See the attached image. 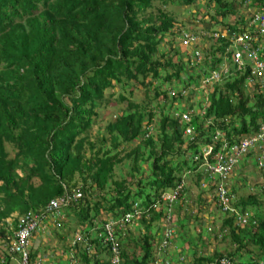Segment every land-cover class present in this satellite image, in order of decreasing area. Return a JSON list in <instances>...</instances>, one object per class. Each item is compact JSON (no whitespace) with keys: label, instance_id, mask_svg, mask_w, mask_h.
Wrapping results in <instances>:
<instances>
[{"label":"trees","instance_id":"trees-1","mask_svg":"<svg viewBox=\"0 0 264 264\" xmlns=\"http://www.w3.org/2000/svg\"><path fill=\"white\" fill-rule=\"evenodd\" d=\"M257 12L264 13V0H0V246L20 216L45 214L49 199L67 196L58 212L65 208L72 226L59 215L49 230L61 239L78 228L86 237L73 243L75 264H110L100 246L102 226L134 211L132 230L113 229L117 264H211L220 258L255 264L264 258V182L253 183L246 195L226 183L233 209L214 203L217 226L192 229L198 218L190 212H202L205 200L197 198L194 209L187 205L191 175L198 194L215 200L214 185L197 167L202 158H193L198 145L211 146L212 162L220 137L235 143L264 121V82L249 59L237 65L230 50L238 34H246L252 48L264 46V34L251 25ZM187 36L197 42L182 45ZM213 73L218 79L204 94L207 103L196 104L198 114L191 85ZM114 87L115 104L124 105L91 138L99 108L114 94L105 91ZM178 97L187 106L180 109ZM183 112L189 113L190 135L183 134ZM241 161L264 177V161L257 167L253 153ZM236 215L245 216L244 225L235 223ZM173 238L179 247L171 256L166 247ZM217 240L229 248L199 250ZM70 248L62 245L64 253Z\"/></svg>","mask_w":264,"mask_h":264},{"label":"built area","instance_id":"built-area-1","mask_svg":"<svg viewBox=\"0 0 264 264\" xmlns=\"http://www.w3.org/2000/svg\"><path fill=\"white\" fill-rule=\"evenodd\" d=\"M251 25L253 28L260 34H264V13L257 12L252 16ZM213 36L217 37L216 33H213ZM245 35H235L232 40V46L230 50L232 51V59L237 65L242 63L241 59H249L251 61V71L257 75L261 81L264 82V49L262 50L260 46L256 45L252 48V45H248L245 40ZM247 40H254V37L248 34ZM194 41L193 36H187L182 40L184 44L192 43ZM262 50L258 54V52ZM258 52H257V51ZM260 55V56H259ZM212 77V76H211ZM213 78V77H212ZM180 121L184 124H187L190 121L189 113L183 112L180 115ZM192 133V128L189 125H186L183 128V134L190 135ZM219 137V133H215V137ZM222 143L219 147V150L214 153V160L210 162L208 160V155L211 152L210 145L199 144V152L194 155V159L198 156L202 158V163L199 165L203 166V172L207 173L210 184L214 185V197L215 200L212 201L224 210L227 207H230V198L226 194V183L227 179L230 177L232 171L235 169V165L238 163L240 158H242L246 153H253L255 160L257 162V167H260L264 161V123L259 125V128L256 132H253L251 135L241 136L237 142L228 144L223 137H220ZM201 170V168H200ZM77 194V192L75 193ZM68 200L67 196H62L59 198H52L46 204L45 214L50 217H55L58 215L59 205L66 204ZM214 204V205H215ZM43 215V214H42ZM42 215L40 214H30L25 213L23 216L18 218L15 229L13 231V240L10 242V251H16L22 253V260L20 264H39L36 262H28L25 254V246L27 244L28 237L41 225ZM137 215V211L134 213H125L119 220L109 218L102 226L103 236L101 237V243L107 244L110 246V251L112 253L111 263L117 264L119 260L117 242L115 240L113 229L114 225H119L120 227L131 220V218ZM246 222L245 216L236 215L235 223L239 226L244 225ZM78 239V237H77ZM164 244V241L162 242ZM151 264H157V262H152ZM211 264H232L226 258H220L213 261ZM255 264H264V258L256 262Z\"/></svg>","mask_w":264,"mask_h":264},{"label":"rangeland","instance_id":"rangeland-1","mask_svg":"<svg viewBox=\"0 0 264 264\" xmlns=\"http://www.w3.org/2000/svg\"><path fill=\"white\" fill-rule=\"evenodd\" d=\"M242 13L244 15L250 14L251 13V9H242ZM178 17H179V19H181L185 23L189 22V20H187L188 19L187 16H184V15L181 14V15H178ZM228 20L232 21V17H229ZM197 24H198L197 22H194V25H197ZM203 26L206 27L205 24H203ZM195 40L192 43L197 42V40L196 41ZM177 41H178V39H177ZM180 43L182 45H186V44H183L181 41H180ZM204 43L205 42H203V43L199 42L198 45L202 46ZM181 49H182V47H181ZM186 49L188 50L189 48H186ZM212 77L214 78V80L218 79L216 73H213ZM212 77L203 79V81H201L198 84V86L191 85L192 88L195 87L194 88L195 89V93L194 92L190 93L191 97H189L191 99V103L193 104L191 108H193L194 112H197V113L199 112V114L202 113L201 109L199 110L197 108L196 104L198 102L199 103L201 102V105L203 106V105H205V103H207L204 94L209 90L208 87L210 85V82L213 80ZM116 91H117L116 87H114L113 89H107L105 91V94H104L105 96H107L109 92L110 93H114V94L107 98L109 102L107 103V105L105 107L99 108L97 116L94 118L93 124L90 127V132L92 133L91 138L93 136L95 137L96 135L101 134L102 133L101 131H103L102 127L106 124V122L109 119H112L114 117V115L116 113H118L120 111V108L124 105V102H121L119 104H115L114 99L116 97ZM133 93H134V97L135 98H139L140 97L139 91L134 90ZM179 101H180V103L178 104V106H180V109L184 108L188 104V100L185 99V98H183V99L179 98ZM202 101H203V103H202ZM122 146L129 147V146H131V143L124 144V145L123 144H119L118 148H120ZM10 152L12 153V150L9 149V153ZM86 153H88V150H86ZM242 162H241L240 165L237 164L235 169L232 171L230 177L227 179V183L237 184V187H239L238 188V192H237L238 195H240V194L241 195H246L249 192L250 187L252 186L253 183L258 184V183L264 182V177H262L258 173V171H257L258 169L255 166L253 168V167L250 166V163H248V162H243L242 163ZM245 163H246V165H245ZM124 175H125V173H123V176ZM193 180H194V177H193V175H191L189 180L187 181V185H188V189H189V191H188L189 197L187 198L188 199L187 200V205L191 206L193 209L195 207H197V205H196V199L197 198L199 200H205L204 201L205 204H208V205L207 206L205 204L201 205L202 212H198L197 211V213H196L195 211L191 210V212H190L191 215H196V217L198 218L195 221V224H193L192 229L196 230V229L200 228L201 225L208 227V226H210V224H213V225L217 226L219 221L215 218L216 217V213H215V209L213 208L214 204L212 203V201L207 196H205V195L201 196V194H198L199 191L194 186V181ZM208 210H212V213L207 212ZM62 212H63V217H64L63 222L69 223L70 226H72V217H68L65 214V212H66L65 208L62 210ZM7 219H9V218H7ZM188 222H191V220L188 221ZM95 224H96V226L100 225V223L98 221L95 222ZM128 227L132 230L133 229V224H130ZM51 232H52L51 230H48L47 232L42 234L43 235L42 236V240H46V241H44L46 243L45 244L42 243V246L40 247V249H42L43 246L46 245V247H44L42 253L45 252V253L48 254L50 252V250H51L52 254L48 257L50 259L51 263H54V261L59 260V264H67L66 260L62 258L61 254L60 253H55V250H59L60 247L67 242L68 238L73 233H75V232H79L80 233V231H78V228L76 230H73V231L70 230V231L67 232L66 235L62 236L61 239H58L56 236H51L50 235ZM38 233H40V232H38ZM94 233L96 234L95 230H94ZM94 233L92 232L91 235H93ZM132 233H136V230H133ZM80 234H82V233H80ZM45 235H46V237L44 238ZM174 239L175 238H173V242L170 243L169 247L168 246L166 247L167 253L171 254V256L173 255L174 250H175L174 245L176 246L178 244L177 247H179V242L175 241ZM37 245L38 244H35V246H37ZM182 247H183V249H186L188 247V245H186V246L182 245ZM224 248H229V245L225 244L224 242L220 243L217 240V241H213V242L201 247L199 250H201V252H204V253H209V252H211L212 250H215V249H217L219 251H222V250H224ZM176 249L180 250V248H176ZM250 249L254 253V255H257V253L259 252V249L257 247H255V246H250ZM93 252H94V250H93ZM56 263H57V261H56Z\"/></svg>","mask_w":264,"mask_h":264},{"label":"clouds","instance_id":"clouds-1","mask_svg":"<svg viewBox=\"0 0 264 264\" xmlns=\"http://www.w3.org/2000/svg\"><path fill=\"white\" fill-rule=\"evenodd\" d=\"M198 114H199V112H198ZM263 122L264 121H261V123H263ZM186 125H188V123ZM184 135H186V134H184ZM55 218H59V214L57 216H55L54 218L52 217V219H55ZM6 220L8 221L9 219H6ZM47 224H49V222L41 223V225L28 237L27 244H26L25 249H24L25 254H26L25 256H26V259H27L28 262H36V263H39V264H44V261L41 258V253H42L41 251L40 252L36 251V253H35L36 256L33 259L29 258V254L31 252H33L35 249H38L39 245L41 246V243L43 241L42 237H37L36 238V237H34V234L37 233L39 229L44 231L43 228L46 227ZM14 229L15 228H13V229L9 228V234H8L9 236H7L8 237L7 242L2 243L1 246H0V264H3V257L5 255L7 256V258L8 257L9 258L10 257H12V258L15 257L17 264H20V261L22 260V253L16 252V251H13V250L12 251L9 250L10 242H11V240H13V231H14ZM45 237H46V235L44 236V238ZM77 237H78V239H77ZM33 240H36L38 242V246H35V244L33 243L34 242ZM74 242L75 243L76 242L84 243V242H86V237L82 236L79 232H75L68 238L67 242L65 243V244H70L71 245V248L66 253H64L62 251V246L60 247L59 250H55V253H60L62 258L65 259L66 262H69L68 264H74L73 255L75 254V249L72 248V246H74L73 245ZM44 246L46 247V245H44ZM51 254H52V252L50 250V252L47 254V256L49 257Z\"/></svg>","mask_w":264,"mask_h":264},{"label":"crops","instance_id":"crops-1","mask_svg":"<svg viewBox=\"0 0 264 264\" xmlns=\"http://www.w3.org/2000/svg\"><path fill=\"white\" fill-rule=\"evenodd\" d=\"M264 123V122H263ZM244 157V156H243ZM242 159V158H241ZM242 162V161H241ZM59 215H61L62 216V218H63V213H58ZM137 215H138V213H137ZM135 217H137V216H135ZM52 217H50V216H48L47 214H44L43 213V215H42V219H41V223H44V222H52ZM116 220H119V219H116ZM135 221H136V218H132L130 221H129V223L127 224V225H125V224H123L121 227L119 226V225H114V232H115V227H117V228H120V229H124V227H128L130 224H132V223H135ZM49 227V228H48ZM50 227H52V225H51V223H49V224H47V226L46 227H44L43 228V230L44 231H39L40 233H35L34 234V237H42L43 235L42 234H44L45 232H47L48 231V229H50ZM53 236H55V235H53ZM116 239H117V237H116ZM115 239V240H116ZM44 241H46V240H43L42 241V243H46V242H44ZM116 242H117V240H116ZM34 244H38V242H36V241H34L33 242ZM42 243H41V246H42ZM40 245L38 246V251L40 252H42L43 251V249H44V247L45 246H43V248L42 249H40V247H41ZM100 246H104V247H106L107 248V251H108V253H107V255H108V261H109V263L110 264H112L111 263V256H112V253H111V251H110V246H108L107 244H104V243H101L100 242ZM117 248H118V254H119V247L117 246ZM162 257V256H161ZM41 258H42V260L44 261V264H59V260H56L57 261V263H56V261H54V263H51V261H50V259L48 258V256H47V253H45V252H43V253H41ZM158 260H159V258H157ZM166 258H163V260H165ZM53 262V261H52ZM73 262H74V264H75V259L73 258ZM69 262H67V264H68ZM7 264H17V262H16V258L15 257H10V258H8L7 259Z\"/></svg>","mask_w":264,"mask_h":264}]
</instances>
